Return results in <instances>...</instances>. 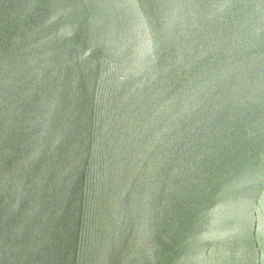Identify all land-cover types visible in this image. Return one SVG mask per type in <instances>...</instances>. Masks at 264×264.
<instances>
[{"label": "water", "instance_id": "obj_1", "mask_svg": "<svg viewBox=\"0 0 264 264\" xmlns=\"http://www.w3.org/2000/svg\"><path fill=\"white\" fill-rule=\"evenodd\" d=\"M0 264H264V0H0Z\"/></svg>", "mask_w": 264, "mask_h": 264}]
</instances>
